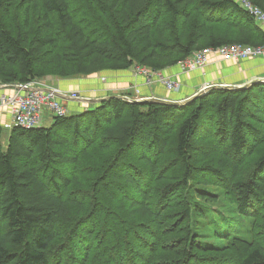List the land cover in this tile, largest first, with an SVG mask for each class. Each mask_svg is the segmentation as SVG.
I'll list each match as a JSON object with an SVG mask.
<instances>
[{
	"label": "trees",
	"instance_id": "trees-1",
	"mask_svg": "<svg viewBox=\"0 0 264 264\" xmlns=\"http://www.w3.org/2000/svg\"><path fill=\"white\" fill-rule=\"evenodd\" d=\"M251 1L264 11V0ZM229 12L240 16L246 27L232 30L236 32L232 39L218 38L210 31L215 26L208 14H216L218 20V13ZM233 43L264 45V28L236 0H0L2 85L29 84L49 76L90 78L136 67L165 75L197 50ZM158 89L172 100H180L178 95L183 94ZM52 118L50 126L37 128L0 123V264H91V253L97 248L93 250L87 241L100 225L83 223L79 236L73 231V241L52 252L67 232L65 227L70 229L85 216H104L100 205L99 212L94 210L96 195L101 194L99 180L106 176H98L100 167L90 170V200L73 194L83 173V157L97 162L94 152L98 150L104 159L102 169L111 165L115 169L126 160L132 145L153 179L148 187L135 173L121 169L122 180L133 194L128 196L119 188L123 195L119 205L139 224V235L158 236L156 241L142 239L147 248L150 242L153 248L158 244L152 263L190 264L199 235L191 222L204 217L200 205L209 197L205 187L216 186L236 194V216H229L227 210L218 237L227 238L237 229L244 232L250 238L239 264H264V224L251 230L239 226L251 215L254 203L259 202L264 211V146H260L264 83L237 91L210 90L185 106L137 104L110 94L101 103ZM209 132L218 138L216 143ZM198 145L206 150L199 148V152ZM221 147L242 157V162L246 159L250 167L239 176L234 163L232 173L219 161L195 164L194 151L210 158L214 154L206 152L207 148L218 149L222 157ZM203 170L208 179L199 180L193 194L194 173L201 177ZM106 191L105 198L114 200ZM86 201L91 208L88 214ZM122 224L114 226L120 242L138 227ZM102 225L106 229L108 221ZM222 228L227 230L224 236ZM160 250L163 256L157 254ZM55 253H59L57 258ZM119 259L120 264H127L123 254Z\"/></svg>",
	"mask_w": 264,
	"mask_h": 264
},
{
	"label": "rangeland",
	"instance_id": "rangeland-1",
	"mask_svg": "<svg viewBox=\"0 0 264 264\" xmlns=\"http://www.w3.org/2000/svg\"><path fill=\"white\" fill-rule=\"evenodd\" d=\"M215 15L216 14H211V15L208 14V17H209V21L215 26L214 28H211L210 31L213 32L215 36L218 38L223 37L225 39H232L234 37L233 35L236 33L233 32L232 30L237 31L238 29H242L243 27H246L245 21L235 13L229 12L227 13V15H222L221 13H218V20L214 19ZM174 35L175 33L173 34V38H175ZM235 44L237 43H233L229 45H235ZM260 59L261 58H253V60H260ZM174 69H179V64L176 65ZM199 77L198 76L195 77V81L197 83H200ZM79 79L81 78H74L70 80L79 81ZM261 79L262 78L257 79L255 81L259 82L258 80ZM58 80H62V79H59L55 76H49L41 80H36V83H38L41 86H51L52 84H55L56 81ZM237 82H241L242 85L244 86V82H245L244 80H236L235 83ZM91 83L94 86V83L96 82H90V84ZM191 84H193V88L191 90H187L183 94L178 95L180 101L189 99L192 93L195 91L194 82H192ZM138 87L139 85L135 86L136 93L137 90L139 89ZM83 89L82 91L84 92ZM115 89L116 88H114V90ZM83 92H79V93L83 96L85 95L84 93H86ZM131 93L133 96L134 92L131 91ZM114 95H116V93ZM85 96L83 97L87 99V103H88L91 97L88 96L87 98ZM108 97L109 94H107L105 97L103 96V99ZM121 97L123 96L121 95ZM131 98H132L131 100H138L133 97ZM208 112L209 114L207 115V117H210L211 111ZM51 117L52 116L48 112L45 114V121L43 124L44 127L50 126L53 123V118L51 119ZM203 125H206V123L203 122ZM215 125L216 124H214V127ZM212 130L214 131L216 129L213 128ZM211 138L214 143L218 141V138L214 139L210 133V139ZM4 142L5 144L7 143V135H5L4 137ZM260 146H264V140H261ZM199 148H202V145L200 146L198 145L196 147V149L198 150ZM202 149L204 151L206 150L204 148ZM207 149L208 151L206 152L214 154L210 158H207L208 155H206V153L204 152L202 154L199 153L200 150L199 152L198 150L194 151V156H197L196 158L197 161H195L196 165L205 166V165H209V163H216L219 161L221 165L226 163L227 166L224 164L225 166L223 165V168L227 172L232 173L231 169H232V164L234 163L236 164L237 167L236 173L239 176H241L245 172V169L249 168L251 165L248 164V161L246 159L242 162L243 160L242 157L233 156L230 150L227 149L226 147H221L219 149L220 151L219 153L221 154V156L222 155L229 156L231 157V159L229 157H223V156L220 157V155L217 153L218 149L216 152H214L210 148ZM247 152L248 151H246V153ZM94 154L96 155L95 161L97 162H92L90 159L86 158L85 156L83 157V161H84L82 165L83 173H81L82 176L80 178V184L75 185L73 187L74 188L73 194L76 195L78 198H81L82 200H88V199L90 200V198L92 197L91 185L89 183V181L92 179V172H90V170L92 169L93 166L100 167L98 170L99 171L98 176H102L103 174L104 175L106 174V176L102 177V179L99 180L100 181L99 187L101 188L100 189L101 194L100 196L99 194L96 195V199H95L96 201L94 202V210L95 212H99L98 205H100L101 212L104 211V216L102 218H94L93 215H91L90 217L85 216L83 218H80L79 221L76 220L74 224L70 226V229L68 227L67 228L65 227L67 232H65L62 239L57 241V243L53 246L52 252L56 251L59 245H64L69 242H72L73 239L71 238V236L73 237L74 236L73 234H76L73 231H78L77 233L79 236L81 234V231L83 230L82 229L84 226L83 223H85L86 227L100 225L98 227V230L97 229L95 230L93 239L91 241H87V244H93V250L97 248L95 253H91V259H92L91 264H120V259H119L120 254H123V256L127 258V264H155L152 263L151 256L154 254V250L156 249L158 244H154V248H153L150 242L148 243L149 248H147L146 246L143 245L145 242H142V239L144 238L148 242L149 240L156 241L158 240L157 239L158 236H156V238L154 237L153 239H149L143 234L139 235V231H140L139 224H137V222H135L133 219L130 220L128 218V215L123 213V211H121L120 209L121 208V206L119 205L120 198L123 195L118 191L122 189L123 190L122 193L128 196L133 194L130 188L127 187L122 180L124 179V174L122 175L123 172L135 173V175H137L140 179H142L141 180L142 185L144 184V182H146L148 187L151 186L150 183L153 177H151L150 173L148 172L149 169H147V166L143 162H141L140 153L136 148H133V145L132 148L128 151V155H126V160L124 158V160H122L115 169H113L111 165V167H109L108 169L106 168V170H103L102 168L104 167V165L102 164L104 159L102 158L101 152L96 150ZM172 154L174 156V153ZM121 169H122L121 171L122 173L120 172ZM204 171L205 170H203V172L201 173L202 174L201 177L196 174L197 171L194 173L196 180L192 185L193 194L197 189L196 187L197 182L199 180L202 181L204 178L208 179L207 173H205ZM119 174L122 176H120ZM262 178H264V175L262 176ZM104 188L114 196L113 198L114 200H108L105 198L107 196L103 195ZM205 192L209 194V197L208 199L201 201V205H200V209L204 217L202 219L194 218L191 222V225L194 228H197V230H199L198 231L199 235H197L198 236L197 240L194 243V248L192 250L193 256L190 261V264H239V258L243 253V251L245 250V248L247 247L246 241L250 237H248L244 232L241 231L239 232L238 229L235 231V234L234 231L233 232L231 231L232 235H229V237L227 238L218 237L217 235L218 228L222 226L221 221L222 219L227 217L226 214L228 213V211H229V216H236L235 214L236 209L234 205L236 200L235 197L236 194L233 190L229 188H218L216 186L205 187ZM88 202L89 201H86L85 203L86 214L91 212V208L88 205ZM250 212H252L251 215L245 219H242L239 226L245 225L248 227L249 230H251L257 225L264 224V211L262 210V207L259 204V202H256L251 206ZM104 220L108 221V227L106 229H104L102 225L104 223ZM122 222H124L127 225V227H131V225H135V224L138 227H134L133 232L127 235L128 237L123 236V242H120L119 232L116 231V228L114 226L120 225L121 227H124ZM147 224L150 227H154V225H151L149 223ZM70 231H72V233ZM226 232L227 230L224 228H222L220 231L222 236H224ZM172 237L174 236H171V239H175ZM162 241L163 239L161 240V242ZM96 243L99 245H96ZM77 248L79 249V251L77 249L76 251L79 253L80 247L78 246ZM157 254L159 255L161 254V256H163L161 250ZM157 254L155 257H157ZM58 255L59 253L53 254L54 258H57ZM73 259H76V257L74 256ZM78 261H82V260L79 259Z\"/></svg>",
	"mask_w": 264,
	"mask_h": 264
},
{
	"label": "built area",
	"instance_id": "built-area-1",
	"mask_svg": "<svg viewBox=\"0 0 264 264\" xmlns=\"http://www.w3.org/2000/svg\"><path fill=\"white\" fill-rule=\"evenodd\" d=\"M236 2L264 28V11L259 6L255 5L251 0H236ZM212 58L217 61H233L237 63L253 58H261L264 60V45L250 46L235 44L219 48H207L196 51L179 65L183 73L204 70L212 63ZM135 72L136 75L144 76L148 84L157 82L163 85L168 91H179L181 88L179 82L173 81L161 72H155L146 67H136ZM258 81L264 83V78ZM214 85L220 84H205L199 92L208 90ZM58 94L71 97L77 102H87V99L79 92H64L56 88L41 86L36 81H33L29 84H0V109L10 114L13 118V124L24 128H37L44 124L45 114L47 112L52 117H64L71 113L62 103ZM137 95L140 96L139 89L137 90ZM123 97L129 100L132 99L128 95Z\"/></svg>",
	"mask_w": 264,
	"mask_h": 264
},
{
	"label": "crops",
	"instance_id": "crops-1",
	"mask_svg": "<svg viewBox=\"0 0 264 264\" xmlns=\"http://www.w3.org/2000/svg\"><path fill=\"white\" fill-rule=\"evenodd\" d=\"M211 64L205 68L204 70H195L188 73H183L181 68L179 69H171L168 74L164 76L172 79L173 81H177L181 84V88L179 91H168L163 85L153 82L152 84H148L146 82V78L142 75H136L135 69H131L127 72L122 73H114L107 72L103 74H97L94 77L81 78L79 81L76 80H58L55 84H52V88H56L58 90L64 92H83L84 90L85 97L89 99V102H77L73 100L71 97L64 98L59 97L62 103L70 110V112L81 111L89 107L90 105L97 104L92 103V101L97 99H103L107 94L114 95H126L134 92L135 99H151V98H160L165 100L177 101L169 99V95H165L161 93L158 88H164L167 92L173 93L176 95L177 93H184L187 90H191L193 88L192 82H194L195 91L192 93L190 98L196 95L201 88L205 84H231L237 86H243L241 82H236V80H244V85L250 84L253 80H257L260 78H264V60H253L248 59L241 61L239 63L233 61H217L212 58ZM200 74L199 80L200 83H195V77L197 74ZM90 82L94 83V86ZM87 84V85H86ZM139 85L140 96L137 95L135 86ZM114 88H116L114 90ZM114 90V91H112ZM110 92V93H107ZM160 92V93H159ZM119 93V94H118ZM161 94V95H160ZM120 95V96H121ZM168 96V97H167ZM180 101V100H179ZM0 123L7 125L8 127L13 125L12 117L10 114L4 110L0 109Z\"/></svg>",
	"mask_w": 264,
	"mask_h": 264
},
{
	"label": "water",
	"instance_id": "water-1",
	"mask_svg": "<svg viewBox=\"0 0 264 264\" xmlns=\"http://www.w3.org/2000/svg\"><path fill=\"white\" fill-rule=\"evenodd\" d=\"M257 81H253L250 84H246L244 86H237V85H231V84H220V85H214L211 88H209L208 90H203L198 92L196 95L192 96L189 99L183 100V101H171V100H165V99H160V98H151V99H145V100H129L126 97H122L123 99L132 102V103H137V104H147V103H155V104H165V105H171V106H185L193 101H195L197 98L203 96L204 94H206L207 92H209L210 90H230V91H237V90H243V89H249L251 88L253 85L257 84ZM59 97H64V98H68V96H64L62 94H58ZM116 97H121V96H117ZM114 97V96H112ZM109 99L105 98V99H97L92 101V103H101L105 100Z\"/></svg>",
	"mask_w": 264,
	"mask_h": 264
},
{
	"label": "bare ground",
	"instance_id": "bare-ground-1",
	"mask_svg": "<svg viewBox=\"0 0 264 264\" xmlns=\"http://www.w3.org/2000/svg\"><path fill=\"white\" fill-rule=\"evenodd\" d=\"M166 224V223H165Z\"/></svg>",
	"mask_w": 264,
	"mask_h": 264
}]
</instances>
